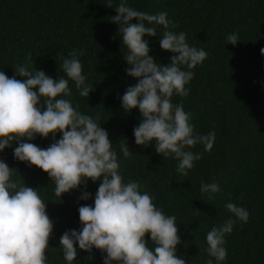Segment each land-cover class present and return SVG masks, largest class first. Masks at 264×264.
Here are the masks:
<instances>
[{"label": "trees", "instance_id": "trees-1", "mask_svg": "<svg viewBox=\"0 0 264 264\" xmlns=\"http://www.w3.org/2000/svg\"><path fill=\"white\" fill-rule=\"evenodd\" d=\"M129 2L151 14L166 11L176 23L172 30L184 31L190 45L208 52L207 58L192 69L195 75L186 85L190 93L172 98L191 113L196 132H216L210 151H204L203 144L191 149L203 155L187 176L177 172V160L172 156L163 158L152 145L135 143L133 129L140 121L139 109L125 112L119 97L138 78L125 71L130 67L124 58L127 48L117 32L118 25L110 20L116 12L106 6L108 0H0V70L12 77L17 65L27 64L56 79L65 75L61 65L69 51L86 49L80 59L93 89L88 97L80 96L69 80L72 94L66 98L78 104L81 112L99 115L125 180L139 181L142 190L155 197L157 207L176 215L181 236L178 255L190 264H206V234L232 215L225 207L232 201L246 207L250 215L246 223L238 222L226 235L228 256L222 264H264V0ZM118 3L112 0V7ZM163 31V26L157 25V36L145 34L144 38L149 41V54L166 65L174 53L160 47L158 36ZM234 31L243 39L235 45L226 39ZM61 135L37 134L29 142L46 148ZM124 140L132 151L127 157L121 152ZM16 146L17 141L6 146L0 158L16 168L14 179L37 188L45 199L46 211L54 222L46 254L50 264H67L59 238L68 229H79L78 207L94 205L101 181L89 178L86 187L81 185L59 199L47 172L14 158ZM202 181L218 182L220 192L212 196L201 192ZM84 191L91 192L92 197L81 199ZM145 238L150 240V234ZM104 255L95 247L91 253L80 250L73 264H104Z\"/></svg>", "mask_w": 264, "mask_h": 264}, {"label": "clouds", "instance_id": "clouds-1", "mask_svg": "<svg viewBox=\"0 0 264 264\" xmlns=\"http://www.w3.org/2000/svg\"><path fill=\"white\" fill-rule=\"evenodd\" d=\"M106 6L115 9L116 15L110 20L118 25L117 32L127 48L124 58L130 67L125 71L138 78L119 97L125 112L139 109L140 121L133 129L135 143L152 145L163 158L172 156L177 160V172L187 176L203 155L191 149L203 144L204 151H210L216 132H196L191 113L172 98L190 93L186 85L195 75L192 69L207 58L208 52L190 45L184 31L172 30L176 23L166 11L151 14L131 6L129 0H119L115 7L108 0ZM157 25L164 28L158 36L160 47L174 53L166 65L149 54V41L144 38L145 34L157 36ZM226 39L234 45L243 40L236 31ZM85 53L84 48L71 49L61 65L65 75L56 79L27 64L14 69L22 80L0 70V151L17 141L14 158L47 172L59 199L81 185L86 187L89 178L101 181L94 205L78 207L79 229H68L59 238L67 264L77 260L80 250L91 253L94 247L105 253L104 264H190L178 255L181 236L176 215L157 207L155 197L143 191L139 181L125 180L119 171L117 151L99 115L81 112L78 104L66 98L72 94L69 80L75 83L80 96L88 97L93 89L80 59ZM57 132L62 135L46 148L29 142L37 134L47 137L51 133L55 138ZM121 152L125 157L132 153L125 140ZM14 169L0 158V264H50L46 250L53 219L37 188L14 179ZM200 190L212 196L221 189L216 181H202ZM91 197V192L84 191L80 198ZM225 207L232 215L206 234V264H222L227 259L226 235L238 222L249 219L250 213L243 205L228 201ZM146 233L150 240L145 238Z\"/></svg>", "mask_w": 264, "mask_h": 264}]
</instances>
